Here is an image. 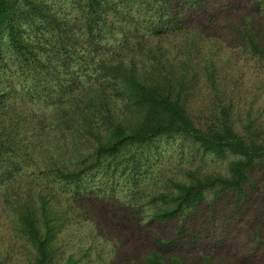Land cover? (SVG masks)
<instances>
[{
  "label": "trees",
  "instance_id": "1",
  "mask_svg": "<svg viewBox=\"0 0 264 264\" xmlns=\"http://www.w3.org/2000/svg\"><path fill=\"white\" fill-rule=\"evenodd\" d=\"M174 154L225 169H164ZM260 178L264 0H0V264H93L59 238L119 186L151 224L180 220L179 237L208 199L238 209ZM152 242L139 264L189 263Z\"/></svg>",
  "mask_w": 264,
  "mask_h": 264
},
{
  "label": "rangeland",
  "instance_id": "2",
  "mask_svg": "<svg viewBox=\"0 0 264 264\" xmlns=\"http://www.w3.org/2000/svg\"><path fill=\"white\" fill-rule=\"evenodd\" d=\"M242 63L239 62V65ZM250 68L248 65L245 70L246 78L250 76ZM176 156L174 154L168 158V162L163 163L166 164L164 169H168L169 166V170H172L174 166L183 167L190 162V167H199L204 170L223 172L225 169L222 161L208 156L204 159L196 158L193 161L189 159L188 162L185 157L182 161L183 157L176 158ZM259 182L262 183L261 187L255 192L251 201L245 202L238 209H234L229 201L224 199L217 200L214 204L210 201L212 198L208 199L199 208L194 223L187 222L192 235L186 228L179 237L176 233L180 220L151 224L147 208H142L140 200L138 204L137 200L133 199L134 195L132 198L129 197L119 186L114 200L105 199L103 203L93 206L97 211L90 217H92L91 221L96 223L94 224L96 228L88 229L91 226H85V224L91 223L89 214L82 215L78 212L71 217L70 223L74 224V228L70 236H66V231H63L59 239L60 241L64 239L63 244L66 247H63V250L76 257H80V254L75 252L77 248L82 247V250L90 248L93 264H139L140 259L152 246V240L158 237L161 241L169 243V253H173H170L171 255L181 251L184 256H187L188 264H201L199 260L202 254H211L217 259L226 258L233 264H264V178H260ZM90 205L93 204L89 203ZM102 212L112 222V227L97 228L101 223L98 218L101 219L99 214ZM6 223L7 219L3 217L0 210V261L6 259L8 252L11 251V249L7 251L4 242L7 237L4 230ZM98 234L99 237L102 236L101 239L96 237ZM66 237L70 238L66 239ZM91 238L94 241L91 242ZM177 238L181 240L178 239V242ZM18 256L19 254L14 255V259L25 262V254ZM14 259L11 260L15 261ZM6 261L12 264L10 260Z\"/></svg>",
  "mask_w": 264,
  "mask_h": 264
}]
</instances>
